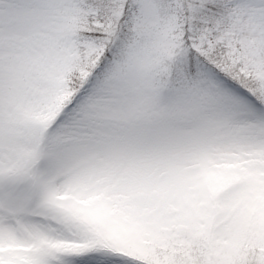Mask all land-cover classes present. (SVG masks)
Instances as JSON below:
<instances>
[{"label": "snow or ice", "instance_id": "snow-or-ice-1", "mask_svg": "<svg viewBox=\"0 0 264 264\" xmlns=\"http://www.w3.org/2000/svg\"><path fill=\"white\" fill-rule=\"evenodd\" d=\"M0 264H264V0H0Z\"/></svg>", "mask_w": 264, "mask_h": 264}]
</instances>
